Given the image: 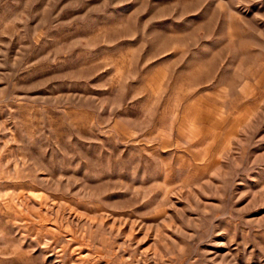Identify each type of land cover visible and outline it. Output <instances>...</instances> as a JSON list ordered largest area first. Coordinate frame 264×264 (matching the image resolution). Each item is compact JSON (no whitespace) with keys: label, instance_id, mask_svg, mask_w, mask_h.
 I'll return each mask as SVG.
<instances>
[{"label":"rangeland","instance_id":"1","mask_svg":"<svg viewBox=\"0 0 264 264\" xmlns=\"http://www.w3.org/2000/svg\"><path fill=\"white\" fill-rule=\"evenodd\" d=\"M0 264H264V0H0Z\"/></svg>","mask_w":264,"mask_h":264}]
</instances>
